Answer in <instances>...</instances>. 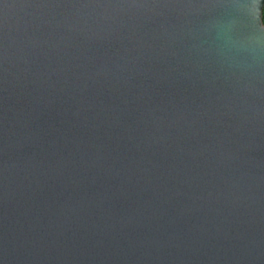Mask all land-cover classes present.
I'll list each match as a JSON object with an SVG mask.
<instances>
[{"label":"water","instance_id":"water-1","mask_svg":"<svg viewBox=\"0 0 264 264\" xmlns=\"http://www.w3.org/2000/svg\"><path fill=\"white\" fill-rule=\"evenodd\" d=\"M264 0H0V264H264Z\"/></svg>","mask_w":264,"mask_h":264},{"label":"trees","instance_id":"trees-1","mask_svg":"<svg viewBox=\"0 0 264 264\" xmlns=\"http://www.w3.org/2000/svg\"><path fill=\"white\" fill-rule=\"evenodd\" d=\"M263 21H264V11H263Z\"/></svg>","mask_w":264,"mask_h":264}]
</instances>
